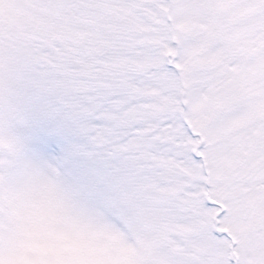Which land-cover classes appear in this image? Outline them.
Masks as SVG:
<instances>
[{
  "label": "snow or ice",
  "instance_id": "snow-or-ice-1",
  "mask_svg": "<svg viewBox=\"0 0 264 264\" xmlns=\"http://www.w3.org/2000/svg\"><path fill=\"white\" fill-rule=\"evenodd\" d=\"M0 264H264V0H0Z\"/></svg>",
  "mask_w": 264,
  "mask_h": 264
}]
</instances>
